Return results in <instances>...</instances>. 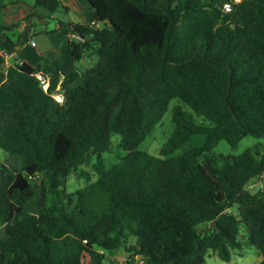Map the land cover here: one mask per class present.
I'll return each instance as SVG.
<instances>
[{"label":"trees","instance_id":"16d2710c","mask_svg":"<svg viewBox=\"0 0 264 264\" xmlns=\"http://www.w3.org/2000/svg\"><path fill=\"white\" fill-rule=\"evenodd\" d=\"M86 1L78 24L58 0H33L27 21L76 39L3 72L19 42L0 0V91L14 100L0 110V264H120L121 248L124 264L228 262L241 224L264 264V185L249 187L264 149L212 153L264 140V0ZM86 55L96 63L80 72ZM174 100L189 110L172 107V136L158 155L139 150ZM192 136L204 145L175 154ZM91 158L96 179L67 192Z\"/></svg>","mask_w":264,"mask_h":264},{"label":"rangeland","instance_id":"374dc122","mask_svg":"<svg viewBox=\"0 0 264 264\" xmlns=\"http://www.w3.org/2000/svg\"><path fill=\"white\" fill-rule=\"evenodd\" d=\"M16 0H2L4 4L9 5V8H14V3ZM24 2L26 5H33V0H18ZM61 2V0H59ZM64 2H68V0H63ZM240 1V0H236ZM37 12L41 13L40 9H36ZM39 41H44V38L41 36H38ZM43 46V44H41ZM96 63V57L93 55H86L83 57L79 62L76 63L77 69L82 72L86 70L87 68L92 67ZM46 87V86H44ZM179 104L182 106L185 110H189L186 106L179 103L177 100H174L169 105L167 111L164 113L162 120L156 125L154 130L151 132V134L147 137V139L139 146V150L148 152L152 155H158L161 148L166 144L168 139L172 136L173 132V125L171 122L172 118V107L174 105ZM120 141V136L118 134H112L111 135V142L112 147H115L116 144ZM205 143V138L203 136H192L189 138V140L183 145L182 148H180L178 151L175 152V154H182L194 147L202 146ZM257 146L259 149H264V140L263 139H256L251 136H245L235 148H231L225 141H221L217 144L215 148H213L212 153L214 155H226V156H236L240 153H242L247 148H252ZM104 157L112 158L108 154H104ZM6 159V154L0 150V161H4ZM95 162L94 158H91L88 164L82 165L77 169L76 173H72L67 178V192L72 193L75 190L82 188L85 185V177H89L91 181H94L96 179L95 174L92 171V164ZM82 175V176H81ZM264 185V175L260 179H253L249 187L251 189L253 188H259ZM230 213L233 215H237L238 213V206L233 205V207L229 210ZM240 237L239 240L242 244V250L239 252L231 251V257L228 262L220 260L215 253H212L211 251L205 256V264H257L261 261V256L258 253L257 249L249 245L247 243V237H246V227L244 224H241V230H240ZM98 250V249H97ZM101 251V250H99ZM124 249H119L117 253H115L113 256V260H116V262L120 264H124L126 261V252L124 253ZM91 258V254L87 253L85 254V258L83 261H87Z\"/></svg>","mask_w":264,"mask_h":264},{"label":"crops","instance_id":"0c3cea01","mask_svg":"<svg viewBox=\"0 0 264 264\" xmlns=\"http://www.w3.org/2000/svg\"><path fill=\"white\" fill-rule=\"evenodd\" d=\"M12 3H14L15 9H11L9 5L3 3L5 8L2 21L5 26H13L9 35L14 41H18L19 45L16 46L15 52L3 56L1 65L3 72L15 63L24 62L34 67L40 64L44 58L56 59L60 55V48L69 40L76 39L75 36H65L59 32L44 34L41 25L43 20L32 18L27 21V17L33 12L31 5H26L18 0ZM60 3L68 9L67 16L59 15L63 21L70 20L74 23L83 24L92 15V9L86 0H68L67 3L61 0ZM36 13L41 14L42 12L36 11ZM38 36L43 37L44 41H39ZM32 43H34L33 46ZM13 106L12 96L0 91V110H10Z\"/></svg>","mask_w":264,"mask_h":264},{"label":"built area","instance_id":"2783aa9c","mask_svg":"<svg viewBox=\"0 0 264 264\" xmlns=\"http://www.w3.org/2000/svg\"><path fill=\"white\" fill-rule=\"evenodd\" d=\"M225 7L228 8V5H225ZM33 45H34V43H32V46ZM37 78L41 79V76L39 74H37ZM44 86L47 87V84L43 83V87ZM46 87H44V88H46ZM142 262H143V259L140 256L134 255L132 264H142Z\"/></svg>","mask_w":264,"mask_h":264},{"label":"water","instance_id":"95a60500","mask_svg":"<svg viewBox=\"0 0 264 264\" xmlns=\"http://www.w3.org/2000/svg\"><path fill=\"white\" fill-rule=\"evenodd\" d=\"M257 190H258V188L255 187V188H253V189H250V192H253V193H254V192H256Z\"/></svg>","mask_w":264,"mask_h":264}]
</instances>
